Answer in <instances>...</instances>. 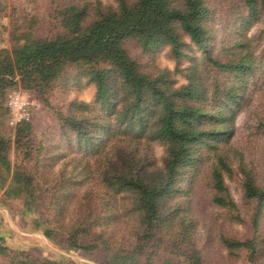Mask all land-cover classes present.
Returning <instances> with one entry per match:
<instances>
[{"label":"trees","instance_id":"16d2710c","mask_svg":"<svg viewBox=\"0 0 264 264\" xmlns=\"http://www.w3.org/2000/svg\"><path fill=\"white\" fill-rule=\"evenodd\" d=\"M27 2L0 0V209L60 256L0 236V259L264 264V0ZM68 85L91 101L53 106ZM14 91L38 108L9 126ZM252 98L243 150L233 121Z\"/></svg>","mask_w":264,"mask_h":264},{"label":"rangeland","instance_id":"374dc122","mask_svg":"<svg viewBox=\"0 0 264 264\" xmlns=\"http://www.w3.org/2000/svg\"><path fill=\"white\" fill-rule=\"evenodd\" d=\"M29 1L30 0H28L27 3H30ZM99 1L104 4H108V2H110V0H99ZM12 2L13 4L22 5L23 0H12ZM27 9L29 12L31 11V4L27 6ZM194 49H195L194 55L199 57L200 50L196 48ZM164 57L170 58L166 49H162L155 55L154 63L158 68H164L162 66V59ZM185 64L186 63H184L182 67H184ZM176 78L179 84L184 83V80L181 78V76L177 75ZM14 92H19V91H14ZM93 93H94V88L91 85L81 86V87H74L68 85L66 89L60 88L57 91H55L50 97V101L51 104L55 107H60L61 105L73 99L89 102L93 97ZM27 99L29 102L27 111L30 116L32 113L31 107L37 109L38 105L33 97H29ZM258 111L260 110H259V106H257V100L252 98L248 106L240 110L238 115H236V117L234 118L233 121L234 139L240 142V145L243 146V150H247L249 148L246 145V143H244L245 139L243 138H245L246 136H248V134H250L249 130L251 127H253L252 123H254V121L251 118L252 114L254 113L255 115H257V113H259ZM248 115H250V117H248ZM161 155H162V148L158 147L157 145H153V148L151 150V156L156 161H158L157 159H159ZM261 168L264 171V166ZM225 184L231 191V194L234 196L235 201L238 202L239 190L236 184L226 179H225ZM26 225H27L26 217L19 215L15 209L10 211L0 209V236L3 237L4 244L6 246L15 249L17 251L28 250L37 257H39L40 259L57 260L58 257L60 256V253L57 251V249L52 245H50L41 236L27 234L25 230ZM235 232L237 235H241L244 233V230L237 227ZM73 258L78 259L77 257H73ZM0 264H5V261L3 259H0Z\"/></svg>","mask_w":264,"mask_h":264},{"label":"built area","instance_id":"2783aa9c","mask_svg":"<svg viewBox=\"0 0 264 264\" xmlns=\"http://www.w3.org/2000/svg\"><path fill=\"white\" fill-rule=\"evenodd\" d=\"M6 104L10 115L9 126H15L22 121L28 120L29 114L27 108L29 102L25 96L19 92H11L7 95Z\"/></svg>","mask_w":264,"mask_h":264},{"label":"clouds","instance_id":"9594fccd","mask_svg":"<svg viewBox=\"0 0 264 264\" xmlns=\"http://www.w3.org/2000/svg\"><path fill=\"white\" fill-rule=\"evenodd\" d=\"M162 66L168 71H173L175 68V60L173 58L164 57L162 59Z\"/></svg>","mask_w":264,"mask_h":264}]
</instances>
